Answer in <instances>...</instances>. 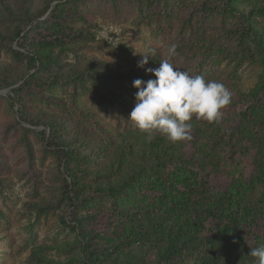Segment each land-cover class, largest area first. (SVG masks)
I'll use <instances>...</instances> for the list:
<instances>
[{
    "label": "trees",
    "instance_id": "obj_1",
    "mask_svg": "<svg viewBox=\"0 0 264 264\" xmlns=\"http://www.w3.org/2000/svg\"><path fill=\"white\" fill-rule=\"evenodd\" d=\"M36 1L0 0V56H9L0 61V90L13 94L12 110L18 106L13 119L25 130L28 171L36 170L35 152L23 123L43 126V140L49 129L47 144L59 148L65 169L61 190L27 202V209L44 214L62 203L75 205L77 239L66 249L79 252L66 264H181L185 256L195 264H255L248 254L264 245V0H221L220 16L204 1L199 10L191 0H163L157 10L140 0V14L167 37L175 35L170 42L177 54L170 62L222 82L231 92L218 121L193 118L190 137L176 143L159 133L149 142L141 131H121L79 100L95 94L129 110L137 92L133 80L155 79L145 69L169 59L166 49L150 47L156 54L144 68L137 66L142 56L89 55L84 44L95 32L85 11L94 0ZM40 28L48 35L31 34ZM66 50L74 61L63 59ZM248 60L261 64L263 72L246 91L237 85V69L225 64ZM68 86L70 105L54 90ZM44 89L55 111L33 108ZM6 155L0 141V186L10 170ZM244 159L252 160L249 176ZM224 168L228 183L214 184L211 175ZM30 263L61 264L37 248Z\"/></svg>",
    "mask_w": 264,
    "mask_h": 264
},
{
    "label": "rangeland",
    "instance_id": "obj_2",
    "mask_svg": "<svg viewBox=\"0 0 264 264\" xmlns=\"http://www.w3.org/2000/svg\"><path fill=\"white\" fill-rule=\"evenodd\" d=\"M162 1L146 0L147 5L155 9L158 7L157 10L162 8ZM202 1L209 5L212 11L219 13V16L223 13L221 0H191V5L200 10ZM139 3L140 0H94L87 7L85 14L94 23L95 38L87 47L84 44L85 51L89 55L105 59L119 56L138 59L154 45L166 49L175 35L167 37L158 23L154 22L151 25L147 16L140 14ZM36 4L41 5V0H37ZM50 12L51 9L41 19L49 16ZM145 17L146 20H143ZM33 31L31 34L39 37L49 33L44 28ZM63 59L67 62L74 61V53L66 50L63 53ZM6 60H9V56L1 54L0 61ZM225 67L237 69L239 72L237 85L246 91L256 85L263 72L261 64L249 60L238 66L235 62L230 65L225 64ZM54 90L60 98L59 101L63 99L70 105L72 91L70 86L57 87ZM41 91L45 97L43 100H34L33 108L47 112L58 109L53 99L48 96L50 92L46 89ZM12 95L10 90L5 92L0 90V141L10 167L9 174L4 177L0 186V264H6V258H3L7 257L4 256L6 254L9 264H31L30 256L36 248L46 256L66 264L79 252L77 247L74 248L75 252H72L71 248L66 249L67 243L75 242L77 239V233L72 228L75 205L70 202L66 205L62 203V208L44 214L27 209V202L40 200L50 196L54 191L61 190L63 185L61 175L65 174L64 166L60 165L59 161L62 156H60L59 148L47 144L49 129H47L46 140H43L41 132L44 129L43 126L23 123V126L30 130L28 136L35 152L33 166L36 170L28 171L29 164L21 139V134L25 133V130L14 125L13 118L18 117L16 114L18 106L14 105V110L10 108L8 100ZM79 100L119 130L140 131L134 122L129 120L130 112L135 104H132L129 110L122 112L118 106L95 94H82ZM13 125L14 128H12ZM228 163L233 164L232 161ZM242 164L245 175L247 173L249 176L253 170L252 160L244 159ZM229 179L228 169L224 168L223 173L212 174L210 180L222 186L227 184ZM261 190V186L257 185L255 192L259 193ZM181 264H195V262L189 256H185Z\"/></svg>",
    "mask_w": 264,
    "mask_h": 264
},
{
    "label": "clouds",
    "instance_id": "obj_3",
    "mask_svg": "<svg viewBox=\"0 0 264 264\" xmlns=\"http://www.w3.org/2000/svg\"><path fill=\"white\" fill-rule=\"evenodd\" d=\"M176 50V44L168 45L169 59H161L158 68L145 69L155 79L137 78L132 82L137 92L129 120L146 134L149 142L155 133L173 143L188 139L192 128L189 121L193 118L218 121L221 110L231 103V92L222 82L206 81L202 75L181 71L171 63L170 58L177 54ZM155 54V48L148 49L141 54L137 66L144 68ZM248 255L256 258L255 264H264V245L251 249Z\"/></svg>",
    "mask_w": 264,
    "mask_h": 264
},
{
    "label": "water",
    "instance_id": "obj_4",
    "mask_svg": "<svg viewBox=\"0 0 264 264\" xmlns=\"http://www.w3.org/2000/svg\"><path fill=\"white\" fill-rule=\"evenodd\" d=\"M3 91H4V92H5V91H8V89H4Z\"/></svg>",
    "mask_w": 264,
    "mask_h": 264
}]
</instances>
